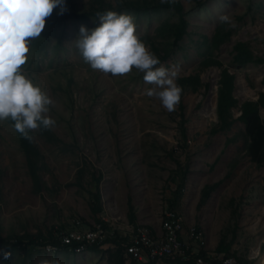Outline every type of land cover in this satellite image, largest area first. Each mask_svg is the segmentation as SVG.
<instances>
[{
    "label": "rangeland",
    "instance_id": "rangeland-1",
    "mask_svg": "<svg viewBox=\"0 0 264 264\" xmlns=\"http://www.w3.org/2000/svg\"><path fill=\"white\" fill-rule=\"evenodd\" d=\"M72 1L76 8L87 4V0ZM105 1L115 12L134 17L136 34L152 53L158 56L162 47L169 50L160 60L162 65L179 64V77L196 73V88H182L178 79L181 99L169 112L158 99L145 94L152 85L135 67L123 76H112L93 70L83 60L75 40L81 26L89 30L99 26L97 15L68 17L59 25L45 23L40 37L29 41L22 71L54 101L45 115L56 124L45 136L32 130L40 152L33 180L13 127L0 121V235L35 232L50 225L56 230L60 223L79 217L90 225L95 221L89 201L96 183L101 206L96 215L101 219L111 213L121 217L110 225L114 228L108 234L115 231L119 235L125 222L130 223L126 198L132 204L134 222H151L162 206H167L171 192L168 177L178 166L185 171L176 199L184 218L193 215L191 222L202 227L206 236L215 243L219 239L228 243L227 253L244 258L254 247L252 259L246 260L264 264V162L256 164L243 150L244 123L237 118L240 103L255 100L258 92L264 91V0H200L199 4L179 0L185 27L174 43L165 26L158 29L177 21L174 8L135 11L114 8L117 0ZM65 4L69 9L67 0ZM54 10L60 13L59 7ZM222 14L229 15L235 27L219 22ZM219 27L228 29L227 39L211 51V57L233 74L231 95L235 102L228 108V119L232 118L228 126L211 132L218 123L219 66L201 65L199 60L208 53L201 45L202 37L209 40ZM236 40L262 60L234 61L231 45ZM258 114L264 123L260 106ZM217 179L194 209L203 183ZM25 246L28 250L0 249V264H36L41 257L59 259L60 264L136 263L107 242L77 253Z\"/></svg>",
    "mask_w": 264,
    "mask_h": 264
},
{
    "label": "clouds",
    "instance_id": "clouds-1",
    "mask_svg": "<svg viewBox=\"0 0 264 264\" xmlns=\"http://www.w3.org/2000/svg\"><path fill=\"white\" fill-rule=\"evenodd\" d=\"M57 7L61 15L68 11L65 0H0V121L10 118L14 129L26 139H31L30 130L41 126L50 130L56 124L45 115L54 101L26 77L22 66L27 61L29 41L40 37L46 18ZM97 16L99 26L91 30L81 26L75 40L83 60L93 70L112 76H123L135 67L144 73L143 80L152 85L145 94L158 99L167 111H174L182 93L176 82L179 64H161L139 39L131 14L106 11ZM218 20L235 27L227 14L220 15ZM36 264H60V260L41 257Z\"/></svg>",
    "mask_w": 264,
    "mask_h": 264
},
{
    "label": "trees",
    "instance_id": "trees-1",
    "mask_svg": "<svg viewBox=\"0 0 264 264\" xmlns=\"http://www.w3.org/2000/svg\"><path fill=\"white\" fill-rule=\"evenodd\" d=\"M196 3H200V0H195ZM67 4L69 9L63 15L59 13L53 12L51 16L46 18L45 23L51 25H59L61 22L68 18H76V19H85L89 16H95L97 13H104L106 11H115L112 5L105 0H87V4L83 8H76L75 3L72 0H67ZM119 7L124 9H133L135 11L141 10H151L157 9L160 7L164 8H174L177 12L178 18L176 22L166 23L158 27V29L162 27H166L167 34L172 36V43H174L184 32L185 27V19L183 17V10L182 4L179 0H117L114 8L118 9ZM227 32L228 29L223 30L221 27L214 30L211 34L209 40H206L205 37L201 39V45L205 46V50L207 49L208 53L202 56L199 60V64L207 65V64H214L219 66L218 71V86L216 90V98H215V109L218 118V123L216 126H212L210 128L211 132H215L217 130L223 129L232 120L231 117L228 119V108L232 106L235 102L234 98L231 95L232 89V79L233 74L227 70L226 67L221 66V63L218 59H213L211 57V51L217 48L218 44L223 40L227 39ZM205 41H208L205 43ZM231 49L234 51L232 53V59L236 62H244V61H261L262 58L258 56H252L251 52L249 51L247 45L240 40H236L232 43ZM168 49L162 47V52L157 57L159 60H162L166 57L168 53ZM197 74H187L179 77V81H182V88L187 87L190 90H195L197 85ZM264 109V91H259L257 98L255 100L246 99L240 103V112L237 116L244 123V143L242 145L243 150L247 154L250 160L256 162V164H260L264 162V123L262 122V118L258 114V107ZM6 121L13 127L14 122L9 118ZM14 129V127H13ZM183 129V127L181 128ZM37 133L41 136H45L47 134V130H45L42 126L37 128ZM14 133L16 136V141L18 144L19 149L22 151L25 159V163L27 164V171L32 176L33 180L36 178L35 169L38 168V162L40 157V152L38 146L34 139L33 131L30 130L28 135L31 139L24 138L19 132L14 129ZM177 164V160H175ZM184 167H176L171 170L170 175L168 177V181L170 184L171 192L167 196V207L173 208L174 205L177 203L176 199L179 198V192L181 188V184L183 183L184 179ZM176 176V179H175ZM98 179V176L96 177ZM172 182H174L173 186ZM218 183V179L212 182L203 183L200 189V196L199 199L195 203V208H199L200 204L204 201V198L208 195V192L211 188H213ZM97 183L94 186V191L91 193V200L89 201V207L94 215L95 221H100V223L104 227H108L106 223L96 215L100 212L101 206L99 204V191L96 187ZM35 188L39 189L40 184L35 181ZM127 213L129 217V221L133 222V210L132 204L127 197ZM85 225L88 224L86 220L79 217ZM66 223V222H65ZM65 223H60L58 225V229H62ZM57 230V229H56ZM55 225H50V227L45 228L44 230L38 228L35 232H28L26 230H22L20 232H9L5 235H0V249H13L19 248L28 250L26 248V244H29V250H31L34 246L42 245L43 244H54L59 245V240L55 235ZM124 236H119L114 233L111 236L106 238L107 241L111 240L115 244L116 252L118 253L121 250L122 243H120V239ZM78 244L77 241L71 240V246ZM97 247L96 245L89 246V249ZM217 249L225 251L224 254L227 253L228 243L220 242V239L216 245ZM202 253V252H201ZM242 264H245L243 258H238Z\"/></svg>",
    "mask_w": 264,
    "mask_h": 264
},
{
    "label": "built area",
    "instance_id": "built-area-1",
    "mask_svg": "<svg viewBox=\"0 0 264 264\" xmlns=\"http://www.w3.org/2000/svg\"><path fill=\"white\" fill-rule=\"evenodd\" d=\"M106 225L108 227L100 221L85 225L80 218H74L55 231L59 245L47 243L43 248L47 251L63 248L77 253L89 249L91 245L100 246L107 241L108 234L113 230L111 228H114L111 223ZM158 225L136 223L129 226L125 223L123 232L119 233L125 237L124 253L140 264H242L232 254L211 257L201 253L206 244L203 230L192 222L185 225L183 214L174 208L163 207L160 210ZM71 240L78 244L72 247Z\"/></svg>",
    "mask_w": 264,
    "mask_h": 264
},
{
    "label": "crops",
    "instance_id": "crops-1",
    "mask_svg": "<svg viewBox=\"0 0 264 264\" xmlns=\"http://www.w3.org/2000/svg\"><path fill=\"white\" fill-rule=\"evenodd\" d=\"M127 199V198H126ZM197 200V199H196ZM110 201H111V203H112V201H114V198H112L111 196H110ZM177 202V201H176ZM114 203V202H113ZM195 203H196V201L194 202V209H195ZM164 207H167V206H164ZM162 208H163V206H162ZM161 208V209H162ZM174 209H176L177 211H180L181 213H182V208L180 207V206H178V203H176L175 205H174V207H173ZM160 209V210H161ZM159 210V211H160ZM159 211L155 214V216H153L152 217V221L151 222H149L148 220H138L137 219V222H139L138 224H140V222L141 223H149L148 225L149 226H153V227H158L159 225H158V221H159V216H160V214H159ZM183 214V213H182ZM186 217L184 218V221H185V225L186 224H188V223H190L191 221H193L194 222V216L193 215H185ZM183 217H184V214H183ZM117 218H121V217H119L118 215H116L115 213H111V215H108V217L107 218H105V217H103V220L105 221V222H110L111 224H117V222H118V219ZM120 221L122 222V220L120 219ZM137 222H130V223H128V222H125L126 224H128L129 226L130 225H133V224H136ZM142 225H144V224H142ZM155 225V226H154ZM200 227V226H199ZM201 229H202V227H200ZM116 229V228H115ZM203 230V229H202ZM203 233H204V231H203ZM204 235H205V233H204ZM124 238L125 237H123L122 239H120V243H122L123 241H124ZM218 240V239H217ZM107 243L108 244H114L111 240H109V241H107ZM205 249L204 250H201L200 252H203V253H207L208 255H210L211 257H214L216 254H224V252L225 251H222V250H220V249H217L216 248V243H217V241H216V243L211 239V237H210V235H205ZM125 244V242L122 244V247H121V251L122 252H124L123 251V245ZM115 245V244H114ZM254 248V247H253ZM253 248H252V251H250V253H248V255L247 256H245L243 259H244V261L246 262L245 264H259L258 263V260L255 262V263H250V262H248L246 259H252V257H253V255L255 254L254 252V250H253ZM227 252H228V248H227ZM125 254V253H124ZM229 254H232V255H234V256H236V257H238L239 258V256L236 254V253H229ZM128 255V254H127ZM130 256V255H129ZM128 257V256H127ZM132 258V257H131ZM136 263L135 264H140L138 261H136L134 258H132ZM242 263V262H241Z\"/></svg>",
    "mask_w": 264,
    "mask_h": 264
}]
</instances>
